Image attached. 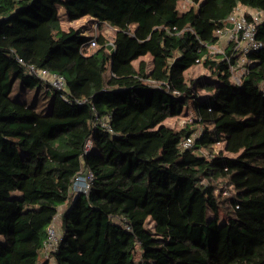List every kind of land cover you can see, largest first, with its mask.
<instances>
[{
    "label": "trees",
    "instance_id": "obj_1",
    "mask_svg": "<svg viewBox=\"0 0 264 264\" xmlns=\"http://www.w3.org/2000/svg\"><path fill=\"white\" fill-rule=\"evenodd\" d=\"M238 4L264 10V0H0V264H264V21L240 84L235 56L212 48ZM58 6L100 22L97 47L63 28ZM18 58L64 75L65 88ZM197 64L210 79L187 77ZM17 80L52 91L48 111L14 99ZM185 108L191 123L164 124ZM83 168L94 180L74 195Z\"/></svg>",
    "mask_w": 264,
    "mask_h": 264
},
{
    "label": "built area",
    "instance_id": "obj_2",
    "mask_svg": "<svg viewBox=\"0 0 264 264\" xmlns=\"http://www.w3.org/2000/svg\"><path fill=\"white\" fill-rule=\"evenodd\" d=\"M264 21V10L256 7L238 4L233 12L228 16V27L217 30L216 36L218 37V45H215L213 52L219 53L223 58L231 63V59L235 56V61L231 63L232 78L240 84L243 75L247 72V64L249 63V56L252 52L260 49L262 42L257 37L258 26ZM91 46H96V36L89 41ZM113 45V43H112ZM18 60L25 64L22 58ZM26 70L29 74L39 76L58 89H64L66 86V77L62 74L51 72L47 69H39L32 64H25ZM102 124L108 127L107 122ZM195 141V134L187 136L182 141L184 148H191ZM93 140L91 137L87 139L85 145V152L91 150ZM94 180V172L91 169L83 168L75 176L73 183L72 193L87 194L90 185ZM61 211L52 221L48 228V237L45 241V257H49V252L57 248V243L61 237L58 230L59 216Z\"/></svg>",
    "mask_w": 264,
    "mask_h": 264
},
{
    "label": "rangeland",
    "instance_id": "obj_3",
    "mask_svg": "<svg viewBox=\"0 0 264 264\" xmlns=\"http://www.w3.org/2000/svg\"><path fill=\"white\" fill-rule=\"evenodd\" d=\"M189 6V1L181 2V9H186ZM59 10V16L62 20V26L65 30H69L71 28H77L87 35H98L99 34V26L100 22L90 16H84L78 20L71 21L67 17L66 9L63 6H58ZM102 31H104L108 36H110V43H113V35L114 30L108 25L104 26V30L102 28ZM97 47V46H96ZM143 59H146L150 61L153 65H156L159 67L162 71H164L167 68V61L164 58H152L150 55H145L142 57ZM141 58V59H142ZM140 59H137L135 61V64L137 65ZM186 75L188 78L193 79H205V78H211V73L208 69H206L202 64H197L191 67L189 70L186 71ZM45 85L43 84H37L33 88H27L23 87L19 80H17L14 83L13 91H12V97L18 101L25 102L27 104H36L39 111L46 112L48 111L51 103V99L53 97L52 91L45 92ZM199 96L202 97L203 95H206L207 92L205 90L200 89ZM192 110L185 108L183 113L180 116L177 117H169L167 120H165L164 124L168 126H174L176 128H181L183 125H185L188 122H192ZM202 131L201 127H198V129L195 132V136L198 135ZM263 140V136L259 135L252 141V145L258 144ZM214 149V153H217L219 151V148L222 145H216ZM203 153L208 154L209 152L207 150H203ZM12 195H18L20 192L18 190H14L11 193ZM223 213V211H222ZM0 240L2 243H5V239L3 236L0 237ZM50 264H53V260L50 262Z\"/></svg>",
    "mask_w": 264,
    "mask_h": 264
},
{
    "label": "crops",
    "instance_id": "obj_4",
    "mask_svg": "<svg viewBox=\"0 0 264 264\" xmlns=\"http://www.w3.org/2000/svg\"><path fill=\"white\" fill-rule=\"evenodd\" d=\"M66 208V205L61 207V210L63 211ZM59 222H60V216H59Z\"/></svg>",
    "mask_w": 264,
    "mask_h": 264
}]
</instances>
